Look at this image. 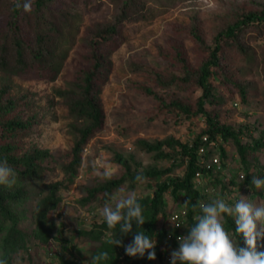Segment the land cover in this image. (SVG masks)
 <instances>
[{"label": "rangeland", "instance_id": "rangeland-1", "mask_svg": "<svg viewBox=\"0 0 264 264\" xmlns=\"http://www.w3.org/2000/svg\"><path fill=\"white\" fill-rule=\"evenodd\" d=\"M11 1L0 0V36ZM132 3L119 23V34L104 44L110 65L99 92L103 123L82 149L80 164L70 179L65 169L71 158L72 119L59 92L75 89L77 74L88 66L87 40L99 28L116 22L125 9V0H53L49 18L63 36L62 41L58 35L53 37L60 43L50 42L59 66L54 79L38 72L13 74L0 70V123H28L26 130L0 139V157L47 153L41 163V179L27 183L26 196L15 207L19 247L9 253L10 264H57L60 258L89 264L95 242L83 232L104 222L101 209L110 202L105 191L86 200L89 190L122 179L111 194L125 188L135 192L138 199H150L160 181L183 170L179 146L166 142L191 143L204 128L206 112L215 114L219 125L228 126L249 147L254 139L264 137L262 22L244 24L234 38L223 41L219 65L210 76L211 95L203 102L204 111L196 112L202 95L197 73L209 57L214 37L245 15L258 13L264 0ZM174 101L190 113L171 106ZM218 145L225 149L221 160L225 165L217 182L207 186L205 203L217 194L229 204L239 199V194L255 203L264 202V189L240 179L245 172L232 139L218 137ZM147 146L155 148L147 150ZM247 157L251 164L249 179L254 175L263 178L264 143L248 150ZM171 166L174 168L159 178L149 177L151 172ZM138 174L144 178L142 182L136 180ZM67 180L68 186L58 191L57 207L48 213L55 225L53 232L41 242L33 234L36 202L47 193L48 183ZM164 199L167 210L179 202L173 201L169 192ZM223 222L225 226V214ZM166 223L161 219L160 227ZM3 232L0 230V237ZM108 237L104 232L102 239ZM168 247L170 254L178 248ZM257 250H264L263 239L258 241ZM2 252L0 243V258ZM154 264L163 263L159 260Z\"/></svg>", "mask_w": 264, "mask_h": 264}, {"label": "trees", "instance_id": "trees-1", "mask_svg": "<svg viewBox=\"0 0 264 264\" xmlns=\"http://www.w3.org/2000/svg\"><path fill=\"white\" fill-rule=\"evenodd\" d=\"M23 3V0H21ZM53 0H33L31 11L25 12L22 8L17 9L15 2L12 0L9 4V14L6 17L2 34L0 36V70L9 71L13 74H24L26 72H38L43 76H47L52 80L58 71V63L54 60V48L50 42L60 43L63 38L62 30L49 18L51 5ZM132 3V0H125V9L117 17L116 22L107 25L104 28H99L91 34L87 40V57L88 66L86 69L79 71L78 82L75 84V89L59 92L64 97L69 116L72 119L70 124V133L73 136L71 146L70 162L65 171L66 178L70 179L73 171L80 164L82 149L91 138V136L101 128L104 113L100 104L99 92L103 80L109 72L110 61L108 52L104 49L106 41L113 39L119 34V23L126 18L127 10ZM133 4V3H132ZM249 22H262L264 25V7L258 13H249L241 20L229 25L224 31H220L214 37V43L210 51L208 59L200 66L197 73V84L202 89V95L198 100L196 112H203V102L211 95L212 83L210 81L211 74H214L213 68L219 65V52L222 49L223 41L232 39L236 36L240 27ZM60 37L59 42L53 39L54 36ZM62 41V40H61ZM171 106L179 107L181 110L190 113V110L180 105L177 102H172ZM203 121V120H202ZM204 128L199 131L191 140V143H181L168 141L171 146L177 144L182 160L183 170L180 175L169 178L168 180L160 181L158 186L153 190L150 199H138L142 205L143 214L146 222L141 226L142 229H137L135 222L132 224V231L127 235L120 234V225L117 224L114 229H109L106 222H102L93 226L90 230L83 233L88 236L91 241L95 242L91 250L90 256L97 254L100 251H107L109 259L102 261L101 264H154L155 261L161 260L163 264H171V256L169 245L179 246L176 240H167L165 227H160V220L167 221L168 215L172 209L166 208L165 195L169 192L173 201L184 204L189 200L190 203L186 209V221L183 229L185 235L188 234L189 226L196 223V217L200 215L199 207L195 209L192 205L198 201H208L209 195L207 186L213 182H217V176L223 171L225 163L221 161L226 155L225 149L218 145V137L222 139L231 138L239 155L242 168L245 172L243 181L250 182L248 171L250 162L247 157V151L253 150L262 145L263 136L252 141V146L249 147L241 142L236 132L228 126L219 125L217 117L210 112L205 113L203 121ZM28 128V123L9 120L0 123V139L7 136H14ZM207 134L210 139L216 141L217 156L221 162V169L212 170L206 169L200 164V159L206 160L212 155L213 150L209 148L206 153L199 154L198 147L201 144V137ZM8 146V145H7ZM155 146H147L146 149H153ZM47 156L44 151H35L22 156H3L0 160L6 159L8 164L12 166L18 173L17 184L11 188L0 185V230L3 234L0 237L3 252L1 258L9 262V253L16 247H19L18 238H16L17 229V214L14 211L15 207L22 202L26 196V185L34 184L41 179L44 166L41 164ZM174 166L168 169L156 170L149 174V177L159 178L168 170H172ZM200 171L203 176H209V179L204 180V185L198 187L195 182V173ZM146 174L145 176H147ZM264 178V172L262 174ZM231 183L232 178H227ZM67 180L65 183L50 182L46 185L47 193L39 198L36 202L34 215V230L33 234L36 239L41 242H46L53 232L54 222L48 216V213L57 207L59 203L58 191L60 188L68 186ZM122 179L110 180L108 184L100 188H92L88 192L86 200L95 197L98 192L105 191V196L109 197L112 189L118 186ZM185 206V205H184ZM8 221L7 224H5ZM225 229L232 230L235 234V223L233 218L225 214ZM138 231H145V234L156 241L154 251L156 258L149 260L146 250L143 257L137 255L130 257L125 253L123 246H112L106 243L110 238V234L122 240L123 245L132 242L134 235ZM104 232L109 233V237L102 239ZM236 244L239 247H244L242 235H235ZM264 247V239H263ZM264 251V250H263ZM169 258V260H167ZM57 264H77L70 259L60 258ZM179 264V261L177 262Z\"/></svg>", "mask_w": 264, "mask_h": 264}, {"label": "clouds", "instance_id": "clouds-1", "mask_svg": "<svg viewBox=\"0 0 264 264\" xmlns=\"http://www.w3.org/2000/svg\"><path fill=\"white\" fill-rule=\"evenodd\" d=\"M14 2L17 9L31 11V0ZM18 179L17 171L7 160H0V185L11 188L17 184ZM143 179L142 175L136 176L137 181L142 182ZM240 179L243 180L244 176ZM251 184L258 190L264 189V178L254 175ZM109 201L103 205L100 213L109 229H114L119 224L120 234L127 235L132 231L133 222L137 229H142L146 218L135 192L121 188L117 193L109 195ZM189 203V200L184 202L186 208ZM197 206L201 214L196 217V223L188 227L187 235L176 238L179 246L170 254L171 264H177L178 261L179 264H264V251L257 250L258 241L264 239V202L255 203L239 194V199L229 204L217 194L216 198L208 203L198 201L192 205L194 209ZM224 214L233 218L235 234H230L225 229ZM235 235H242L244 247L237 246ZM106 243L123 246L125 253L130 257H143L146 250H150L147 253L148 259L156 258V241L146 235L145 231L137 230L132 242L127 245H123L122 240L115 234H110ZM89 257V264H101L109 259V253L100 251ZM0 264L8 262L0 258Z\"/></svg>", "mask_w": 264, "mask_h": 264}, {"label": "built area", "instance_id": "built-area-1", "mask_svg": "<svg viewBox=\"0 0 264 264\" xmlns=\"http://www.w3.org/2000/svg\"><path fill=\"white\" fill-rule=\"evenodd\" d=\"M209 148H212L213 150L212 155L209 156L206 160L200 159V164L204 166L206 169H212V170L221 169V162L216 153L217 150L216 141L210 139L207 134H203L201 137V144L198 147V153L199 154L206 153ZM205 179L208 180L209 176L207 175L206 177L203 176V174L200 171H197L195 173V182L198 187H202L204 185V184L201 185V181ZM185 212H186L185 206L181 202L177 204L176 208L170 211L168 215L167 223L164 226L167 240L177 241L176 238L178 236L184 235L183 229L186 221ZM167 260H169V258Z\"/></svg>", "mask_w": 264, "mask_h": 264}]
</instances>
